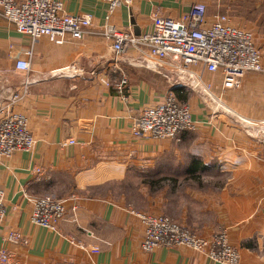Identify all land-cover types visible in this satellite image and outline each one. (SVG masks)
<instances>
[{"label": "crops", "instance_id": "obj_1", "mask_svg": "<svg viewBox=\"0 0 264 264\" xmlns=\"http://www.w3.org/2000/svg\"><path fill=\"white\" fill-rule=\"evenodd\" d=\"M59 1L68 14L91 15L96 30L106 24L107 5L98 0ZM195 2L206 4L209 20L226 14L232 27L252 33L264 62V10L259 3L242 13L240 3L224 8L221 0H139L113 10L108 23L139 37L151 30L155 14L179 19ZM253 12L258 14L253 23L243 18ZM29 44L0 16V100L9 91H26L13 112L26 118L36 141L31 152L15 153L0 166L7 216L0 228V251L7 250L18 264H218L185 247L142 250L137 213L116 192L144 179L150 191L165 190L146 195L148 215H166L204 238L226 229L239 264H264L263 138L248 135L236 124L239 118L213 115L182 86L125 59L116 62L103 37H67L58 45L42 37L33 46L30 71L13 70L10 45ZM196 71L213 83V95L232 113L264 122V74H246L238 90L221 92L219 74L200 67ZM122 76L126 84L119 92ZM168 92L190 106L196 131L175 141L134 137L132 121L141 110L163 103ZM69 141L74 143L65 144ZM46 195L69 199L57 232L29 222L33 200ZM73 206L75 212L70 211ZM15 232L25 244L7 242Z\"/></svg>", "mask_w": 264, "mask_h": 264}, {"label": "built area", "instance_id": "obj_2", "mask_svg": "<svg viewBox=\"0 0 264 264\" xmlns=\"http://www.w3.org/2000/svg\"><path fill=\"white\" fill-rule=\"evenodd\" d=\"M98 1L107 5L108 9L102 30L93 27L91 15L68 14L59 0H0V16L30 41L26 47L10 45L7 54L13 62V70L25 74L30 71L33 46L42 37L58 45L64 43L67 37L75 41L98 35L109 42L116 62L125 59L130 66L143 67L172 85L182 86L193 92L213 115L224 113L239 118L236 124L248 135L261 137L264 141V122H252L231 113L220 97L213 95V83L204 81L202 74L196 71L200 67L209 74H219L221 92L238 90L246 74H264L262 54L254 44L252 33L232 27L226 14L215 15L209 20L206 4L195 2L179 19L155 14L151 30L136 37L108 22L113 10L129 8L139 0ZM140 1L155 3L158 0ZM100 82L108 86L105 80L100 79ZM125 84V76H122L116 85L119 92L123 91ZM25 93L24 90H12L0 100V166L15 153L31 152L36 144L27 129L26 118L13 112V106ZM164 98L158 106L141 110L132 121L134 137L175 141L182 133L196 131L198 123L193 119L190 106L181 104L171 92ZM73 143L69 141L65 144ZM68 200L52 195L34 199L30 225L57 232L58 225L66 218ZM70 211L75 212L76 207H70ZM137 216L143 228L141 245L144 252L161 247H185L204 254L208 260L218 264H239L238 252L228 242L226 229L204 238L163 215ZM6 217L4 192L0 189V228ZM6 240L14 245L26 243L18 232L9 233ZM0 264L18 263L12 261L7 250H1Z\"/></svg>", "mask_w": 264, "mask_h": 264}, {"label": "rangeland", "instance_id": "obj_3", "mask_svg": "<svg viewBox=\"0 0 264 264\" xmlns=\"http://www.w3.org/2000/svg\"><path fill=\"white\" fill-rule=\"evenodd\" d=\"M215 3H216V1L212 4L211 9L213 7L216 8L217 3L216 4ZM238 3H240L239 4V6H240L239 10L242 11V13H248L249 11H251L250 9L252 7V4H254V3H259L260 4L259 5L260 11H262V9L264 10V0H221L220 4L222 5V7L228 8V7H230V5H232V4L235 5V4H238ZM224 8H223V10H224ZM257 15L258 14H255L253 12L252 15H249L250 18H248V17H243V18H245V20H247L248 22H250V23L252 22L253 23L254 21L257 20V18H253V16L255 17ZM259 15H260L259 17L262 18V14H259ZM235 17L236 18L237 17L240 18L241 15L236 13ZM251 18H253V19H251ZM155 179L159 180L158 176L155 177ZM160 193H164L165 194L164 188H160V189L154 190L152 192V190L150 191L148 180H144V179H142L141 185L140 184L134 185L132 183H127L125 187H123L122 189H119L116 192L117 196L125 198V200L127 202V205L130 207V209L133 212H135L137 214H140V215H144V214L148 215L147 210H145V204H147L146 195L149 196V195L152 194V196H156V195H160ZM161 215H163V214H161ZM163 216L169 218L166 215H163ZM170 220L173 221L172 219H170ZM173 222L176 223V224L178 223L176 221H173ZM219 230H220V228L217 229L216 232H218Z\"/></svg>", "mask_w": 264, "mask_h": 264}]
</instances>
